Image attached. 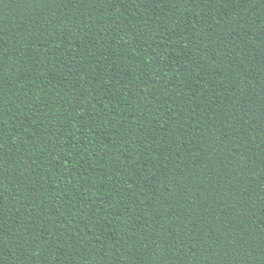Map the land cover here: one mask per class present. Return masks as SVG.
<instances>
[{
    "label": "trees",
    "instance_id": "obj_1",
    "mask_svg": "<svg viewBox=\"0 0 264 264\" xmlns=\"http://www.w3.org/2000/svg\"><path fill=\"white\" fill-rule=\"evenodd\" d=\"M0 264H264V0H0Z\"/></svg>",
    "mask_w": 264,
    "mask_h": 264
}]
</instances>
